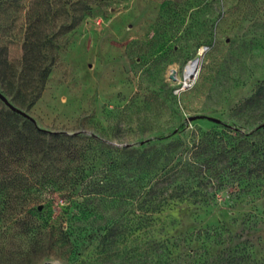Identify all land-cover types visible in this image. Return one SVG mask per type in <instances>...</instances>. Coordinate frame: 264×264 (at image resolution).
<instances>
[{
    "label": "rangeland",
    "instance_id": "rangeland-1",
    "mask_svg": "<svg viewBox=\"0 0 264 264\" xmlns=\"http://www.w3.org/2000/svg\"><path fill=\"white\" fill-rule=\"evenodd\" d=\"M60 1L49 14L54 35L45 61L51 71L35 102L19 106L40 127L82 131L121 146L157 143L175 129L187 133L224 122L249 130L257 124L264 100L237 110L264 82V0H86L90 9L76 5L71 14L84 11L82 19L62 33L67 15L61 4L70 0ZM30 2L0 11L2 56L16 70ZM196 57L195 72L186 79L185 65ZM1 83L14 103L17 87ZM0 107L7 106L0 101ZM235 193L227 184L209 203L174 202L152 215L133 203L124 221L146 226L128 239L107 249L103 230L91 229L78 240L75 255L56 250L37 264H145V257L158 256L163 239L178 264H211L223 249L236 248L235 257L247 253L253 264H264V193ZM104 204L96 215L82 208L76 217L103 224L114 211ZM52 210L53 219H61L62 208Z\"/></svg>",
    "mask_w": 264,
    "mask_h": 264
},
{
    "label": "trees",
    "instance_id": "trees-1",
    "mask_svg": "<svg viewBox=\"0 0 264 264\" xmlns=\"http://www.w3.org/2000/svg\"><path fill=\"white\" fill-rule=\"evenodd\" d=\"M20 1L0 0V11ZM59 2L31 0L24 14L19 70L2 56L0 44L3 85L17 87L14 103L10 101L18 108L26 100L29 105L35 102L51 71L45 48L54 35V31L49 33L54 25V16L50 19L49 14L57 11ZM76 5L80 10L90 9V1H64L61 8L67 21L58 32L80 22L84 11L71 14ZM263 100L264 82L237 112L252 110ZM257 117L249 130L222 122L187 133L185 128L175 129L158 137L157 143L144 140L116 146L82 131L40 127L31 116L0 107V264H37L56 250L65 257L75 255L78 240L91 229L103 230L101 242L111 249L128 239L131 231L146 226L124 221L130 213L127 206L136 202L152 215L174 202L209 203L227 184L236 189L235 198L264 193V112ZM101 201L104 208H114L109 221L83 223L76 217L82 208L96 215ZM54 205L62 208L61 219H53ZM71 207L75 211L68 214ZM45 210L50 211L47 216ZM160 246L158 256L145 257V264H178L169 240L163 239ZM237 250L223 249L211 264L254 263L247 253L235 257Z\"/></svg>",
    "mask_w": 264,
    "mask_h": 264
},
{
    "label": "water",
    "instance_id": "water-1",
    "mask_svg": "<svg viewBox=\"0 0 264 264\" xmlns=\"http://www.w3.org/2000/svg\"><path fill=\"white\" fill-rule=\"evenodd\" d=\"M198 60H199V57L194 58V61H195L196 63L198 62ZM0 100H1V101H2L7 107H9L10 109H12V110H14V111H17V112L21 113L22 115H28L25 111H23L22 109L16 107V106H15V105L9 100V98H8L4 93L1 92V90H0ZM192 118H193V117H191V119H192ZM212 119L215 120V121H217L216 118H213V117H212Z\"/></svg>",
    "mask_w": 264,
    "mask_h": 264
},
{
    "label": "bare ground",
    "instance_id": "bare-ground-1",
    "mask_svg": "<svg viewBox=\"0 0 264 264\" xmlns=\"http://www.w3.org/2000/svg\"><path fill=\"white\" fill-rule=\"evenodd\" d=\"M196 65H197V63L194 60L188 62L185 65V68H184V77L186 79L189 78V77H191V75L195 72Z\"/></svg>",
    "mask_w": 264,
    "mask_h": 264
}]
</instances>
